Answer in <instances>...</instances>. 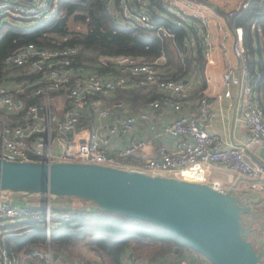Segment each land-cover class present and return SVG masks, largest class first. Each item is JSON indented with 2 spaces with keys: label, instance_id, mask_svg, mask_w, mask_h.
<instances>
[{
  "label": "built area",
  "instance_id": "2783aa9c",
  "mask_svg": "<svg viewBox=\"0 0 264 264\" xmlns=\"http://www.w3.org/2000/svg\"><path fill=\"white\" fill-rule=\"evenodd\" d=\"M251 0L238 6L247 8ZM164 3V2H163ZM116 19L142 28H156L164 34L171 33L153 19L151 0H110L108 2ZM60 0H5L0 2V31L4 24L35 26L59 12ZM169 16L192 29L191 43L199 39L202 54L208 64H215V29L220 33V46L226 55L229 49L237 62L227 59L222 71L219 100L232 98L236 92L240 119L248 130L244 145H227L218 133L207 131L211 118L206 96L199 105L173 119L161 130L150 122V130L168 133L179 140L170 148L160 145L157 152L139 165H131L132 156L149 152L152 139L140 138L121 149L113 150L112 135L132 132L141 121H150L152 111L160 108L159 99L148 103V109L114 117L107 99L130 87L149 85L167 96L168 103L177 111L183 110L184 98L192 83L167 77L159 66V59L146 60L133 56H100L98 65L81 64L83 47L77 43L39 46L27 43L6 54L3 76L0 78V158L19 161H69L91 162L124 168H137L159 175L174 176L189 181L207 182L225 191L219 180L208 177L211 165H220L250 179L264 178V163L248 157L252 146L264 148V105L259 91L251 80L245 44V29L240 24L232 27L224 18L205 12L196 0H166ZM236 11L229 12L231 16ZM8 16L14 17L10 22ZM233 39V46L228 41ZM67 39V38H65ZM116 70L117 73H111ZM31 92L35 101L27 97L18 99L19 93ZM18 102L20 103L18 105ZM150 109L152 110H149ZM107 119H110L108 121ZM90 121H94L92 126ZM59 146V149L56 147ZM250 190L260 193L264 201V184L251 182ZM40 199V197H39ZM31 218L46 230V248L31 253L40 264H66L61 255L54 258L52 231L59 220L70 219L68 213L59 214L53 206L26 201L16 202L10 191L0 192V264H20V256L8 249L3 240L9 230L7 225ZM81 264H97L101 256ZM97 262V263H96ZM178 264H212L205 257L195 260L181 258Z\"/></svg>",
  "mask_w": 264,
  "mask_h": 264
},
{
  "label": "trees",
  "instance_id": "16d2710c",
  "mask_svg": "<svg viewBox=\"0 0 264 264\" xmlns=\"http://www.w3.org/2000/svg\"><path fill=\"white\" fill-rule=\"evenodd\" d=\"M151 1L154 21L165 27L171 35L159 32L156 28H142L118 21L106 0H60L59 12L45 22L31 27L4 24L0 31V78L3 76L6 54L31 42L39 46L80 44L83 47L80 63L94 66L100 73H105L104 69L97 67L100 56L120 55L146 60L164 56L165 62L159 63V66L168 69L167 77L175 79L186 78L194 66L196 72L203 71L205 63L200 40L196 41L195 47L190 44L192 29L169 16L162 0ZM197 1L209 4L208 0ZM71 14L76 20L86 23V32L76 34L68 28ZM232 21L245 29L251 80L259 91L264 87V0H251L247 8L240 9L232 17ZM111 73L117 71L112 70ZM159 91H151L142 85L120 93L135 110L136 107H146L151 101L161 99L164 94ZM25 97L29 101L37 100L31 92L17 95L18 99L23 100ZM76 199L84 204L75 205L73 201L71 205L53 206L57 213L70 215V219L59 220L58 228L52 231L51 245L64 262L72 258L85 259L80 247L100 255L103 264H123L126 252L133 249V241L140 248L147 247L149 253L154 255L149 262L155 261L157 264L163 257L175 255L176 246L191 247L176 234L157 224L92 207L87 205L86 200ZM7 228L9 230L3 243L20 256V264H40L31 253L47 247L45 228L31 218L10 223Z\"/></svg>",
  "mask_w": 264,
  "mask_h": 264
},
{
  "label": "water",
  "instance_id": "95a60500",
  "mask_svg": "<svg viewBox=\"0 0 264 264\" xmlns=\"http://www.w3.org/2000/svg\"><path fill=\"white\" fill-rule=\"evenodd\" d=\"M241 181L264 184V178L242 176L221 191L207 182L137 168L0 158V192L17 198L38 194L41 206L84 199L89 206L171 231L212 264H264V203L259 192L238 189ZM59 257L55 251L54 258Z\"/></svg>",
  "mask_w": 264,
  "mask_h": 264
},
{
  "label": "crops",
  "instance_id": "0c3cea01",
  "mask_svg": "<svg viewBox=\"0 0 264 264\" xmlns=\"http://www.w3.org/2000/svg\"><path fill=\"white\" fill-rule=\"evenodd\" d=\"M164 3L166 0H162ZM197 1V0H196ZM209 4H204L201 1H198L201 4L202 9L209 14L214 16H219L224 18L226 24L232 27L235 22L232 21V17L229 12L236 11L238 12V6L243 0H208ZM219 9L220 11H218ZM236 13V12H234ZM214 34L216 35V48L214 51V56L216 58L215 64H208L205 60L204 56V70L201 72L195 71L194 69L189 72L186 78H180L181 80L190 81L192 83V89H190L187 95L184 98L183 110L177 111L174 109L167 101V96L164 94L161 99V106L159 109L152 111L153 115L150 121H141L135 129L128 133L122 135H112L110 137V142L113 150L121 149L122 147L129 144L131 141L140 139V138H148L153 140V144L148 149L149 152L142 153L139 155H135L128 159L131 165H139L144 162V160L157 152V149L160 145H168L170 148L176 144L179 140L178 137H173L164 131L156 134L155 132L150 130V122L155 123L158 126V129L161 130L164 126L168 125L173 119L180 116L181 114L188 112L192 109H195L200 102V99L204 96L208 98L210 104V111L212 113L209 123L207 125V131L210 133H218L222 136L225 143L236 144V145H244L248 138V130L242 120L240 119V109L238 98L236 92L234 91V95L232 98H224L223 100H219L215 97V94L222 90V71L226 65L227 59H232L234 63L237 62L236 58L233 56V51L230 48L229 54L226 55L220 46V33L215 29ZM230 47L233 46V39H229L228 41ZM191 46L195 47L196 44H192ZM160 63L165 62V57L159 58ZM162 68V67H161ZM165 75L169 72L168 69L162 68ZM143 87L148 88L153 91V87L149 85H143ZM131 88V87H130ZM126 90V89H125ZM123 91V90H121ZM121 91L111 95L107 99V104L111 107L114 117L124 116L128 113L138 112L144 109H148V105L146 107H136L135 110L132 109L128 99L125 96L121 95ZM158 92V91H157ZM160 92V91H159ZM259 100L264 105V87L259 89ZM149 110L150 109L149 107ZM110 121V119H107ZM91 125H94V121H90ZM59 149V146L56 147ZM262 147L252 146L247 149L248 157L256 162L264 163V155L261 154ZM208 177L211 181L219 180L223 183L227 188L232 187L236 181L242 176L235 173L229 168L220 166V165H211L209 168ZM250 183H246L241 181L238 185V189H243L250 186ZM256 191V190H254ZM15 197V196H14ZM16 202L25 203L26 201L39 203V198L36 201H32L26 197L17 198L15 197ZM264 203V201H263ZM255 208H259L255 206ZM86 259L97 258L93 252L87 251L84 253ZM175 255H167L163 257L159 261L158 264H164L167 260L174 256L176 260L180 261L181 258H188L195 260L197 257H201L200 254L193 249H190L187 246L181 245L175 249ZM84 258V257H83ZM136 263L138 259L134 258ZM86 261V260H85ZM83 262L81 258H72V260L65 262L66 264H81ZM99 264H103L102 258L99 259ZM108 264V263H104Z\"/></svg>",
  "mask_w": 264,
  "mask_h": 264
},
{
  "label": "rangeland",
  "instance_id": "374dc122",
  "mask_svg": "<svg viewBox=\"0 0 264 264\" xmlns=\"http://www.w3.org/2000/svg\"><path fill=\"white\" fill-rule=\"evenodd\" d=\"M8 19L10 20V22L14 21V17L8 16ZM68 28L76 33V34H80V33H84L87 31V25L85 22L81 21V20H76L74 14H71L69 19H68ZM28 199H31L32 201H36V199H38L40 196L38 194H33V195H28L25 196ZM75 205H83V201H78V199L75 198ZM73 203V202H72ZM250 239H252L254 241V243L257 245V242L255 240L254 237H252L251 235L249 236ZM178 247V246H176ZM188 247V246H187ZM131 248H133L132 250H128L126 252V256L124 259V263L123 264H157L155 261H152L151 263L149 261L150 258H152L154 255L153 253L150 254L147 247L145 248H140L135 241L132 242L131 244ZM190 249H192V247H189ZM194 249V248H193ZM80 251H83L84 253H86L88 251V248H84V247H80ZM154 252V250H153ZM150 254V255H149ZM141 255V257H140ZM202 257H205L204 255H200ZM135 257H138V262L136 263V261L134 260ZM206 258V257H205ZM83 262L86 260L85 259H81ZM164 264H178V261L176 260V258L171 257L169 260L166 261V263Z\"/></svg>",
  "mask_w": 264,
  "mask_h": 264
}]
</instances>
